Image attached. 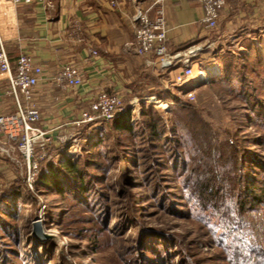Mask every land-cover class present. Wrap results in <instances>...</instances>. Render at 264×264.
Wrapping results in <instances>:
<instances>
[{
	"label": "rangeland",
	"instance_id": "obj_1",
	"mask_svg": "<svg viewBox=\"0 0 264 264\" xmlns=\"http://www.w3.org/2000/svg\"><path fill=\"white\" fill-rule=\"evenodd\" d=\"M231 1L232 5H235V0ZM248 1L254 2V0ZM244 5L245 3L242 4ZM253 10L256 9L247 7L248 13L243 19L237 18L235 23L229 24L228 21L220 25L221 32L231 33L227 34V40H218L217 37L208 40L209 47L197 63L201 65L197 70H193L195 76L192 79L193 82L196 81L195 78L200 77L197 74L198 70H201L208 75L206 82L198 83L199 85L188 91L177 84L179 76L177 73L170 76L172 78L168 82L167 92L165 91V95L161 94L162 98L157 100L160 104L156 101L149 105H145V102L143 104V101L137 104L138 94L124 98L123 102L130 101L128 104L131 105L127 107L132 110L134 121L145 120L144 117L141 118L140 110L151 108L155 113L163 116L171 117L172 112L181 116L182 125L171 138L172 141L179 140L183 135L188 137L192 133L190 129L193 128L200 133L216 134L219 140L226 138L241 140L244 134L249 133L254 137L260 135L264 140V90L261 88V82L264 81V24H262L263 16L260 15L264 11L254 13ZM247 20L249 23H245ZM3 21L6 23L3 28L5 35H11V18L6 15ZM246 27H249L248 30L253 32V35L244 37L248 30L239 32ZM258 30L261 32H257ZM248 40L250 44H247ZM222 48L233 52L231 56L239 61L237 67L247 75V79L243 77L246 83L242 84L243 95L235 92L224 96L217 86L209 84L217 81L218 85H225V81L220 78L224 64L223 66L217 64L220 60L221 63L225 62L224 53L217 55ZM241 60L248 61L244 63ZM249 67L255 68L254 74L248 75ZM160 73L165 74L163 71ZM166 79L168 80V77H163V82ZM227 82L229 83L227 85L233 88L240 87L239 82L232 77L227 79ZM248 106L252 107L256 116L254 113L245 112L244 108ZM244 114L255 120L257 125L254 129L243 127V134H239L234 131L237 125L232 122L244 119ZM202 124H207L208 127L204 130ZM75 129L73 132L60 131L55 143L51 138V143L38 164L39 172L42 163L48 159L49 153L58 146L59 141L66 142L70 138V141L66 142L69 149L66 147L61 151L64 155L58 164L71 161L74 164H83L86 169L82 171V177L76 180L72 178L74 182L62 177V181L59 182L61 185L55 186V194L52 191L50 194L49 190L36 186L32 191L27 189L25 182L27 165L16 150H13L10 157L0 155V192L4 188H9L12 183H16L11 187L13 189L11 195L17 191L15 194L18 199L15 203H19V219L14 221V226L24 233V236L16 237L15 245L0 230L2 264H27L26 260H29L26 257L33 259L34 251H37V264H133V262L136 264H264V210L259 209L250 219L256 231L252 225L245 228L250 224L249 222L226 231L223 229L226 225L224 223L220 225V217L229 208L215 210L213 200L208 202L195 195L197 194L195 182L211 179L223 181L230 176L231 180L235 181L232 176L237 172V166H233L232 171V167H229L231 162L216 164L214 170L217 174L211 178L207 170L205 171V162L198 154L199 149L196 146L176 143L175 150L178 148L180 152V161L177 159L171 163L173 159L168 152H156L146 145L139 144L124 150L123 156L129 153L128 158L137 166L129 165L121 157L123 164L128 165L123 172L120 168L121 161L113 160L114 156L106 152L113 146L111 140L104 143L101 148L91 150L89 141L95 137L91 134L93 130L85 133ZM141 138L147 140L148 134H143ZM65 146V144L60 145V147ZM229 146L237 147L235 144ZM229 146L220 148L219 151L227 152ZM82 150L96 156L88 159L85 155L83 161V158H80V155L84 154ZM253 151L257 152L264 161V149H253ZM103 152L106 153L102 155ZM212 154L213 151L210 150V156ZM106 159L110 162L105 165ZM180 162L185 165L184 169ZM240 168L245 170L244 167ZM246 173L248 175L246 178H250L251 172L246 171ZM45 176L48 178L49 175ZM154 183L159 184L160 194H154L152 190ZM215 186L217 185L214 184L213 187ZM56 191H62L64 197ZM160 195L163 198L167 196L165 199L167 203L161 208L157 203ZM227 195L232 196V192L222 189L219 193L222 199ZM132 208L135 210L134 213L131 211ZM1 209L8 214L17 211L9 199L2 204ZM1 219L7 223L5 217ZM36 222L40 223L42 233L51 238L42 242L34 239L38 234L37 229L34 228ZM152 230L165 231L173 239L165 240L167 245L163 247L157 233H150ZM9 233L11 234L10 231ZM28 236L31 239H26ZM95 236L96 244L93 243ZM136 237H141L142 241L145 237L148 238L145 239V243L141 241L137 252L132 248ZM25 240L29 246L26 245ZM253 240L259 243H253ZM34 244H37V247ZM11 252H14V256Z\"/></svg>",
	"mask_w": 264,
	"mask_h": 264
},
{
	"label": "crops",
	"instance_id": "obj_2",
	"mask_svg": "<svg viewBox=\"0 0 264 264\" xmlns=\"http://www.w3.org/2000/svg\"><path fill=\"white\" fill-rule=\"evenodd\" d=\"M247 7H254V13L264 11V0H235V5L226 0L218 17V40H227V34H231L221 32L220 25L243 19L248 13ZM161 9L172 50L206 36L199 25L202 10L197 0H165ZM133 13L134 7L128 2L111 10L107 0H50L47 8L35 6L19 18L0 0V38L11 63L26 56L41 70L28 106L40 112L42 129L53 138V143L60 131L73 132L72 123L79 120L99 94H115L123 100L138 94L140 102L154 97L161 99V94L165 95L168 89V80L163 82V77L180 72L161 74L153 54L145 57L134 54ZM6 15L11 18V35L8 36L3 31ZM153 15L151 13V17ZM260 15L264 24V12ZM245 23H249L248 20ZM92 48L98 49L99 55L95 60L86 61L87 50ZM219 51L217 55L225 49ZM67 66L75 68L82 78L81 86L75 90H61L57 84L58 75ZM192 84L191 79L186 86ZM21 102L24 104L22 98ZM15 110L8 84L0 80V115H12ZM66 142L59 141L55 148L69 149ZM61 144L66 146L62 149Z\"/></svg>",
	"mask_w": 264,
	"mask_h": 264
},
{
	"label": "trees",
	"instance_id": "obj_3",
	"mask_svg": "<svg viewBox=\"0 0 264 264\" xmlns=\"http://www.w3.org/2000/svg\"><path fill=\"white\" fill-rule=\"evenodd\" d=\"M249 27H246L245 29H243L244 31L243 30L242 31L246 32L249 29ZM257 32H261V30H258ZM247 35L248 36L253 35V32H249L248 30V32L245 34L244 37H246ZM247 44H250V40L247 41ZM225 52L223 55L225 58V62L222 63L224 64V70H222L220 77L225 81L224 82L225 85L220 86L218 85L217 81L209 84H211V86H217L219 88L218 90L222 91V94L224 96L234 94L235 92H239L241 93V95H243L244 92H243L242 84H246L244 78L247 79L246 77L247 75L243 72V70H241L240 67H237V65H239V61L235 57L231 56V54L233 55V52H231V50L227 48ZM241 61L246 63L248 60H241ZM240 70L241 72L238 74ZM234 72H236L237 74H235ZM254 73H255V68L249 67L248 75H252ZM231 77L239 82L238 84L240 85V87L233 88L227 85L228 83L227 79ZM168 81L170 80L168 79ZM261 88L264 90V81L261 82ZM237 98L244 99L243 97H237ZM188 107H186V109H188ZM244 109L246 113L251 112V114L252 113L255 114V111L252 110L251 106H248ZM260 110L263 111L262 109H259V111ZM131 111L132 110H130V107H126L125 112L119 115L118 117H116L114 120H112V122L100 123L95 125H84L79 128V132L84 131L85 133H88L90 130H93L91 134H94L95 137L89 141L91 145V150L99 149L104 143L111 140L113 142V146L111 148H108V150L106 151L107 154L109 155L111 154V156H114L113 160L121 161V157H123L125 162L129 163V165H133V167H136L137 165L132 164L131 160L128 158L129 153H126L125 156H123V153L124 150L133 148V146L139 144L146 145L147 147L152 148L156 152L157 151L168 152L173 159L171 163L174 160L177 159L179 160L180 152L178 151V148L177 150H175L176 143L196 146L199 149L198 154L201 155L203 162H205L206 165L205 171L207 170V174L209 175V177L211 176V178L213 176L215 177V175L217 174V172H215L214 170L216 164L222 165L226 162L227 163L231 162V165L229 167H232L231 169L232 171H233V166H237L236 168L237 172L234 174V176H232L235 181L231 180V176H230L229 179L223 181H215L211 179L209 181H204V182L201 181L195 182L194 183L195 190L197 191V194L195 195L199 196L200 199L203 200L206 199V201L208 202H211L213 200L214 202L212 204L215 206V210L225 209L227 207L229 208L220 217V221H221L220 225L223 223L226 225L223 228L224 230L231 231L235 226L241 225L245 222L250 223L247 224L245 228H249L252 225L253 229L255 231L257 230L256 228H254V225L250 219L251 217H253V215H255V213L259 209L264 210V161L257 152L253 151V149H262V150L264 149V140L261 138L260 135L254 137L252 134L249 133V134H244L241 140H235V139L229 140L227 138L219 140L216 134H213L211 132L200 133L196 131V128H193L190 129L192 133L188 137H185L183 135L179 138V140L172 141L171 138L174 136V134H176L177 130L182 125L183 120L181 116L173 112L171 113V117L163 116L161 114L155 113L153 109L148 108V110H140V116L141 118L144 117L145 120H142L141 122H135ZM184 111L188 113L187 110ZM190 117L188 119H190ZM232 124L237 125L236 127L237 129L234 131L239 134H243L244 128L254 129V127H256L257 125L256 121L246 117V114H244V119L240 121L233 120ZM201 126L204 128V130L205 127H208L207 124L204 125L202 124ZM260 128L262 127L260 126ZM97 133H99V135ZM145 133L148 134V139L142 140L141 136ZM210 134H212V136ZM257 143L259 144L258 146L256 145ZM229 144H235L237 145V147L229 146ZM227 146H229L227 152L222 153L219 151L220 148H224ZM60 148L63 149L64 147H60ZM210 150L213 151L212 156H210ZM106 152H103L101 154L104 155ZM82 153L84 154H82L83 156L80 155V158L82 157L83 161L85 155L86 157L88 156V159L96 156L95 154H87L85 150H82ZM57 154L58 156L55 158V155ZM62 155L63 154L61 153L59 148L52 149V152L49 153L48 159H46L47 161L45 160L46 162L44 161L45 163L43 162L44 164L42 163L41 165L42 168L40 169L39 176L37 177V180L35 182V186L37 188L41 187L45 190H49L50 194L51 191L53 194H55L54 193L56 189L55 186L61 185L59 182L62 181V177L71 182H74V179L76 180L82 177L81 173L86 169V167H84L83 164L82 165L80 163L74 164L71 161L66 162V164L59 165L58 161L61 159ZM108 162L110 161L106 159L105 165ZM120 164H122L120 168L124 172V170L128 168V165L123 164V160L120 162ZM181 166L183 169L185 168V165L184 164L182 165V163ZM239 167H244L245 170L242 168H240L241 169L240 170ZM102 168H105V166ZM246 171L251 172L250 178H246L248 176ZM223 172L226 171L223 170ZM45 175H49L48 178H46ZM257 176L259 177V179H257L258 178ZM63 182H65V180H63ZM15 184L12 183L10 186H8L9 188L7 189L4 188L5 190L3 189L2 192H0V230L4 236L8 237L11 240V242L16 245V237L20 235L24 236V233L22 230H18V228L14 226V221L19 219L18 218L19 203L18 204L15 203V201H17L18 199V196L15 194V192L17 191H15L14 194L11 195V191L13 190L11 187L15 186ZM214 184H216L217 186L213 187ZM222 189H226L227 191L232 192V196L227 195L226 197H223V199L220 198L221 196H219V193H221ZM152 190L154 194H160L159 184L154 183V185L152 186ZM56 192L60 193L59 195L64 197L62 191H56ZM69 196L74 197L71 194H69ZM159 197L160 199L159 201H157V203H159L161 208L163 204L167 203L165 200L167 196L163 198L160 195ZM7 199L11 201V205L15 207L17 210L16 212H13V214L12 212L11 214H8L6 213V211L1 209L2 204ZM131 211L133 213L135 212L133 208ZM169 214L173 215L171 213ZM3 217L6 218L7 223H5L3 219H1ZM164 229L168 230L167 228ZM9 231L11 232V234L9 233ZM153 232L157 233L158 240L163 247L167 245L165 240L173 239L165 231L152 230L150 233ZM26 239L29 240L31 238L30 236H28ZM145 239L148 238L145 237L143 241L141 237L135 238V240L133 241L134 244L132 246L135 252H137V250L140 248L141 241L142 243H145ZM149 241L151 240L149 239ZM25 243L26 245H28L27 240H25ZM93 243L95 244L97 243L96 236L93 238ZM253 243H259V242L253 240ZM34 245L37 247V244ZM11 254H13L14 256V252H11ZM33 255H35L33 259L26 257V259L29 260V261L26 260L27 264H37L36 261L37 251H34ZM2 263L3 260L1 253L0 264ZM133 264H136V262H133Z\"/></svg>",
	"mask_w": 264,
	"mask_h": 264
},
{
	"label": "built area",
	"instance_id": "obj_4",
	"mask_svg": "<svg viewBox=\"0 0 264 264\" xmlns=\"http://www.w3.org/2000/svg\"><path fill=\"white\" fill-rule=\"evenodd\" d=\"M49 1L4 0V4L13 10L16 17L23 18L30 8L35 6L47 8ZM164 1L107 0L111 10L118 8L121 3L128 2L133 5L134 54L138 57L153 54L156 58V66L165 74L180 70L177 84L181 87L194 78L193 67L197 66L199 59L206 53L205 50L209 47L208 40L217 37L218 17L226 0H197L202 10L199 25L206 36L178 50L170 49L168 28L161 9ZM151 13L154 14L152 17ZM98 55V49H88L86 61L95 60ZM40 74V68L26 56H20L15 63H11L0 38V80L8 84V93L12 96L16 107L12 115H0V155L10 157L13 150L22 155L27 165L25 182L29 191L35 186L39 173L38 164L51 143V137L42 129V115L35 108L28 106ZM197 74L201 76L203 72L199 70ZM167 77L169 80L172 78ZM57 84L61 90H75L81 86L82 78L75 68L67 66L58 75ZM139 102L137 101V104ZM125 107L127 104L120 96L99 94L81 113L79 120L72 123V126L78 128L84 125L110 123L125 112Z\"/></svg>",
	"mask_w": 264,
	"mask_h": 264
},
{
	"label": "bare ground",
	"instance_id": "obj_5",
	"mask_svg": "<svg viewBox=\"0 0 264 264\" xmlns=\"http://www.w3.org/2000/svg\"><path fill=\"white\" fill-rule=\"evenodd\" d=\"M224 58V57H223ZM217 64H220V66L222 65L223 66V64L221 63V60L217 63ZM217 67V66H216ZM218 68V67H217ZM221 70V69H220ZM217 71V70H216ZM213 73H214V71H213ZM218 74V72L216 73V75ZM203 78V79H202ZM199 79H202V81L201 80H199ZM207 79H208V75L207 74H202L200 77H198L197 79H196V81H194L193 82V84L192 85H188V86H181V87H184L185 89L186 88H188L187 90L188 91H190V89L191 88H193V87H196L197 85H199L198 83H201V82H206L207 81ZM155 98V97H154ZM156 101L157 102V98H155V99H153V98H148V99H146V100H144L143 101V104H144V102H145V105H149L150 103H152L153 101ZM158 103V102H157ZM158 104H160V103H158ZM164 108V107H163Z\"/></svg>",
	"mask_w": 264,
	"mask_h": 264
},
{
	"label": "water",
	"instance_id": "obj_6",
	"mask_svg": "<svg viewBox=\"0 0 264 264\" xmlns=\"http://www.w3.org/2000/svg\"><path fill=\"white\" fill-rule=\"evenodd\" d=\"M34 228L37 229L36 231L38 232V234L36 236H34V239L37 241V242H42L43 240H46V239H49L51 237L45 235L42 233V230H41V225L40 223L36 222V224H34Z\"/></svg>",
	"mask_w": 264,
	"mask_h": 264
}]
</instances>
